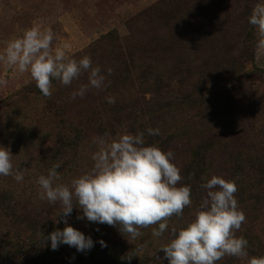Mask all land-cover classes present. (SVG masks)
I'll use <instances>...</instances> for the list:
<instances>
[{
  "label": "rangeland",
  "instance_id": "rangeland-1",
  "mask_svg": "<svg viewBox=\"0 0 264 264\" xmlns=\"http://www.w3.org/2000/svg\"><path fill=\"white\" fill-rule=\"evenodd\" d=\"M233 2L252 11L264 0H0V54L10 40L39 23L55 34L53 48L67 44L71 58L89 56L106 77L102 90L90 88L74 100L71 94L88 83L87 73L70 86L54 79L52 95L46 97L29 73L0 62V78L7 81L0 85V147L13 155V172H23L20 182L0 175V264H112L105 258L109 243L94 258L65 244L48 251L51 257L42 255L40 247L51 242L41 243L42 234L29 232L31 225L25 228L20 222L24 215L35 219L40 212L36 208H52L53 226L43 235L63 230L61 206L40 198L38 178L60 164L54 186L71 187L74 178L92 168L96 138L138 132L144 133L145 146L174 153L172 162L183 177L177 186L191 187L192 206L184 209L183 217L173 216L160 237L152 235L158 225L140 229L143 235L136 240L110 226L121 236L124 256L137 255V248L143 247L130 262L114 256L119 261L115 264H168L160 247L173 238V228L179 230L195 218L207 195L201 185L213 175L236 182L234 195L246 216L236 236L248 241L249 258L264 256V52L257 49L256 28L252 61L241 56L242 39L232 22L225 26L232 34L226 44L220 32L223 24H212L211 33L203 34L200 26L201 34L186 45L180 41L158 47L156 54L150 51L151 41L162 44L199 25L208 29L204 7L219 12L225 3L233 11ZM180 9L185 12L176 20H163ZM171 47L175 51L169 54ZM174 67L182 70L174 73ZM109 96L114 104L107 102ZM148 128H158L160 134L149 135ZM76 210L68 224L92 238L94 251L102 248L99 241L105 240V232L97 231L99 223L77 219L82 212ZM27 223L33 224L30 219ZM108 227L104 224L103 230L109 232ZM5 239L16 246L14 251L2 248ZM216 264L242 261L225 256Z\"/></svg>",
  "mask_w": 264,
  "mask_h": 264
},
{
  "label": "clouds",
  "instance_id": "clouds-1",
  "mask_svg": "<svg viewBox=\"0 0 264 264\" xmlns=\"http://www.w3.org/2000/svg\"><path fill=\"white\" fill-rule=\"evenodd\" d=\"M249 23L257 30V49L264 52V3H257L249 16ZM55 34L50 28L39 23L24 30L21 37L10 40L0 54V62L12 66L19 73H29L36 87L46 96L52 95V81L70 86L82 74L87 73V84H81L71 94L83 98L90 88L102 90L106 77L99 66L93 67L89 56L79 60L67 53L68 45L53 48ZM108 75L112 69L107 70ZM7 81L0 78V85ZM110 83V81H109ZM109 104L115 98H106ZM149 135H159V129L148 128ZM98 150L92 155L93 166L85 174L74 178L71 187L55 184L60 179L57 171L60 164H54L48 175H41L40 198L50 204L59 203L60 220L65 227L57 228L47 237L42 234L41 243L50 241L52 250L61 244L75 247L78 252L91 250L94 242L81 231L68 224V217L74 207L82 214L77 219L118 227L124 236L136 240L143 233L142 228L158 225L152 235L160 237L168 230V221L183 217L186 207L192 206L191 187L177 186L183 179L180 168L172 159L174 153L162 151L158 146H145L144 133L122 134L115 139L98 137L94 140ZM12 154L8 148L0 147V175L13 176L17 182L23 180V172H13ZM207 191L195 212V218L185 227L173 228L172 239L160 247L168 264H216L225 256L240 258L246 264H264V256L249 258L248 241L236 232L245 222L246 216L238 208L235 193L238 191L234 180L213 175L201 185ZM74 201L75 205L74 206ZM59 223L60 221H56ZM99 229H97L98 231ZM101 247H107L103 240ZM143 250L137 248V255L126 254L121 260L131 261ZM160 261V257H156Z\"/></svg>",
  "mask_w": 264,
  "mask_h": 264
},
{
  "label": "trees",
  "instance_id": "trees-1",
  "mask_svg": "<svg viewBox=\"0 0 264 264\" xmlns=\"http://www.w3.org/2000/svg\"><path fill=\"white\" fill-rule=\"evenodd\" d=\"M232 5H235V8H233V11H230L229 9H227L225 3L222 4V7L219 9V12H214L213 10H210V9H207L204 7L205 12H206V16L204 17V19L207 23L206 27L208 29L205 30L204 26L199 25V26H197V28H193V30H192V28L184 30L180 34L176 35L175 37L168 39L166 42L163 41L162 44L158 43V41H151L150 44L152 45V48L150 49V51L154 52L156 54L158 50H161V49H158V47L161 46V48H164L167 45H175V44H178L180 41H182L186 45L188 42H191V40H193V36L201 34V31L197 30L200 26L202 28L203 34L211 33L212 32V24L214 26L216 24L217 25L223 24V26L220 27V32L223 34L221 36L223 39V44H226L225 42H227L228 37L231 36L232 34H231V30L225 29V26H227V24L232 22L238 28V37L240 39H242L239 42V45L241 46V51H240L241 56L248 57V60L252 61V56H253L252 42H253L254 26H252L249 23V16L251 15L252 11L250 10V8H248V6L240 8V7L236 6V3H234V2L232 3ZM175 7H176V9H179V7L177 5H175ZM200 9H201V7H200ZM184 12H185V10H181V9L170 11V12H168V15H165V18H163V20L164 19L176 20L178 15L181 13H184ZM161 20H162V18H161ZM174 51H175V49L173 47H171L167 50V52L169 54H170V52H174ZM227 52H228V50H227ZM178 70L181 71L182 68L180 69L178 67H174V73H175V71L177 72ZM158 81H160V79ZM35 210L40 211L38 213V215L34 214L35 219H32L31 218L32 216L24 215V216H22L23 221H21L20 224L22 226H24L25 228L30 227V225H31L30 229H28L29 232L35 231L36 233L40 234V236H41V234H43V232L46 230V228H48V229L52 228V226H53L52 220L54 219V216H56V215L53 212L52 208H50L49 210L48 209H44V210L41 209L42 212H41V210H39L37 208ZM60 211H61V209H58V212H60ZM75 212H77L76 208L73 209L71 214H73ZM29 219L32 220L33 224L27 223V220H29ZM54 222H55V220H54ZM33 225H35V227H33ZM103 225L104 224H98V229H99V231L101 230V234H103L102 232H105L104 233L105 240L103 239V241L106 244L109 243L111 245L110 249L108 250V254L106 255L105 258H107V261L109 263H112V264L118 263L119 261H117L114 258V256H119V257L124 256L122 254L123 247L121 246L122 245L121 236H119L117 233H114L113 232L114 228H111L110 226L108 227L109 232L104 231ZM9 242H10L9 239L3 240L1 242L2 248H7V247L11 246V247H13V251H14L16 246L14 244H9ZM17 242L18 241H16V244H17ZM48 244H49V242H48ZM41 249H44V251H45L44 253H42V255H48L51 257V255H50L51 253L48 252V251H52L50 246L40 247V250ZM117 249L119 251V255H118ZM87 252H88V254H90L94 258V255L96 252L99 254V253L104 252V251H103V248H98L95 251L92 248L91 250H87ZM91 263L93 264L92 261H91ZM96 264H101V263L96 262Z\"/></svg>",
  "mask_w": 264,
  "mask_h": 264
}]
</instances>
